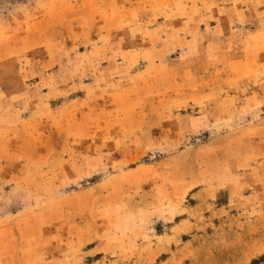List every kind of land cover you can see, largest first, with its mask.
<instances>
[{"label": "rangeland", "instance_id": "1", "mask_svg": "<svg viewBox=\"0 0 264 264\" xmlns=\"http://www.w3.org/2000/svg\"><path fill=\"white\" fill-rule=\"evenodd\" d=\"M0 264H264V0H0Z\"/></svg>", "mask_w": 264, "mask_h": 264}]
</instances>
